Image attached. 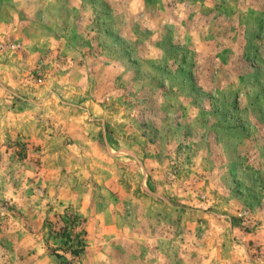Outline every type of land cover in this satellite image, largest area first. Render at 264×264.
Returning a JSON list of instances; mask_svg holds the SVG:
<instances>
[{
    "label": "rangeland",
    "instance_id": "obj_1",
    "mask_svg": "<svg viewBox=\"0 0 264 264\" xmlns=\"http://www.w3.org/2000/svg\"><path fill=\"white\" fill-rule=\"evenodd\" d=\"M0 264H264V0H0Z\"/></svg>",
    "mask_w": 264,
    "mask_h": 264
},
{
    "label": "trees",
    "instance_id": "obj_2",
    "mask_svg": "<svg viewBox=\"0 0 264 264\" xmlns=\"http://www.w3.org/2000/svg\"><path fill=\"white\" fill-rule=\"evenodd\" d=\"M78 219V217H75L73 219V222H75L76 220ZM65 230V236H66V243L67 244H70V249L73 253L75 254H79L85 247V243H84V240L79 237L78 235H76L77 237V240L74 241V242H71L72 241V233L70 231H67V229H64ZM58 256H61L60 253H57Z\"/></svg>",
    "mask_w": 264,
    "mask_h": 264
}]
</instances>
